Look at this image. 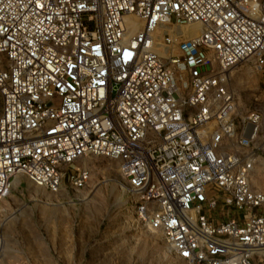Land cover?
Returning a JSON list of instances; mask_svg holds the SVG:
<instances>
[{
	"label": "built area",
	"instance_id": "built-area-1",
	"mask_svg": "<svg viewBox=\"0 0 264 264\" xmlns=\"http://www.w3.org/2000/svg\"><path fill=\"white\" fill-rule=\"evenodd\" d=\"M250 57L264 0H0V200L18 177L77 199L71 166L104 156L175 259L264 264V100L239 113L229 82Z\"/></svg>",
	"mask_w": 264,
	"mask_h": 264
},
{
	"label": "rangeland",
	"instance_id": "rangeland-1",
	"mask_svg": "<svg viewBox=\"0 0 264 264\" xmlns=\"http://www.w3.org/2000/svg\"><path fill=\"white\" fill-rule=\"evenodd\" d=\"M239 113L264 100V66L253 58L229 70ZM255 186L264 189V153ZM89 171L81 196L53 194L18 177L0 200V264H185L175 259L160 235L132 221L125 209V181L117 160L84 156L70 168ZM22 182L21 187L17 184Z\"/></svg>",
	"mask_w": 264,
	"mask_h": 264
},
{
	"label": "bare ground",
	"instance_id": "bare-ground-1",
	"mask_svg": "<svg viewBox=\"0 0 264 264\" xmlns=\"http://www.w3.org/2000/svg\"><path fill=\"white\" fill-rule=\"evenodd\" d=\"M189 30H190V34H197L198 31H199V24H194V25H191V26H188ZM17 179V178H16ZM15 179V180H16ZM19 181V180H18ZM14 186H15V181H14Z\"/></svg>",
	"mask_w": 264,
	"mask_h": 264
}]
</instances>
